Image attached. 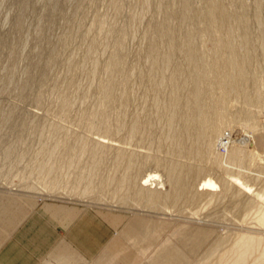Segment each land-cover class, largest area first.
<instances>
[{"label":"rangeland","instance_id":"1","mask_svg":"<svg viewBox=\"0 0 264 264\" xmlns=\"http://www.w3.org/2000/svg\"><path fill=\"white\" fill-rule=\"evenodd\" d=\"M211 1L0 0L4 207L15 194L96 212L113 224L111 260L125 264H229L221 259L239 234L264 238V0H214L223 5L213 17L229 13L222 30L209 22ZM230 38L233 50L218 46ZM231 52L248 56L250 77L223 105L210 71L226 70ZM197 81L206 87L195 102ZM186 115L206 130L202 139L188 136ZM233 149L239 159H227ZM176 164L200 174L174 202ZM142 187L165 197L147 201ZM254 249L247 264L262 247Z\"/></svg>","mask_w":264,"mask_h":264},{"label":"crops","instance_id":"2","mask_svg":"<svg viewBox=\"0 0 264 264\" xmlns=\"http://www.w3.org/2000/svg\"><path fill=\"white\" fill-rule=\"evenodd\" d=\"M3 197L0 193V264L127 263L111 260L115 233L102 215L15 194L4 207Z\"/></svg>","mask_w":264,"mask_h":264},{"label":"bare ground","instance_id":"3","mask_svg":"<svg viewBox=\"0 0 264 264\" xmlns=\"http://www.w3.org/2000/svg\"><path fill=\"white\" fill-rule=\"evenodd\" d=\"M213 2H214V0H212ZM212 1L210 2V3H212ZM222 1V0H221ZM209 3V2H208ZM222 3V2H221ZM221 3L219 2V1H215L214 2V4L213 5H211V6H209V5H207V6H209V7H211L210 9H209V11H208V13L210 14V16H211V18L209 19V22H210V24H211V26L212 27H218V28H220V27H222L223 28V26L226 24V21H227V18H228V15L227 14H229V13H227L226 15L225 14H223V15H220V16H218V17H216V15H215V17H213L214 16V14H216V10L217 9H219V4L221 5ZM222 5H223V3H222ZM224 7H225V5H224ZM226 10V9H225ZM215 11V12H214ZM223 11V10H222ZM212 12H214L213 14H212ZM218 12L220 13V11L218 10ZM226 12V11H225ZM207 14V13H206ZM233 15V14H232ZM244 24V23H243ZM245 25V24H244ZM208 27V26H207ZM217 28V30H216V33H217V31H219V29ZM224 29H225V27H224ZM220 30H222L221 28H220ZM228 30V29H227ZM244 30V29H243ZM193 31V30H192ZM195 31V30H194ZM209 31H211L210 29H209ZM204 32V31H203ZM220 32V31H219ZM190 33V32H189ZM212 33V32H211ZM214 33H215V30H214ZM213 33V34H214ZM231 33V32H230ZM194 34V33H193ZM244 34V33H243ZM215 35V34H214ZM217 35H219L218 33H217ZM194 36V35H193ZM216 36V35H215ZM248 37V36H247ZM244 38V39H242L243 40V43L245 44V46H247V45H249V43H250V39L249 38ZM192 38V37H191ZM193 39V38H192ZM218 46L220 45V46H223L222 48H227L226 50H228V51H230L231 49L233 50V42H232V40H231V38H230V40L229 39H225V40H218ZM171 45V52H174L175 50L177 51V48H178V42H177V40H174L173 38H172V40H171V43H170ZM180 45V44H179ZM169 46V47H170ZM237 46V45H236ZM220 49V48H219ZM189 51V50H188ZM193 51V50H192ZM221 51H223L222 49H221ZM225 53V52H224ZM232 53V52H231ZM173 54V53H172ZM226 54V53H225ZM241 54V53H240ZM205 55V54H204ZM227 55V54H226ZM232 55H233V53L231 54V56H229V57H225L224 59H222V65L223 66H225L224 68L226 69H236V70H238L239 71V74H238V76L237 77H233L232 76V74L230 73V71H228L227 69L226 70H222V68H221V70H219V71H217V70H214L213 69V71H210V72H212V73H210V75H211V77H213L214 79H217L218 81H219V84L218 85H220L219 87L223 90V93H224V98H223V100H222V103H223V105L224 104H228L227 103V101H228V97L230 96V94H231V92H233L234 90H237V87L239 86V84L241 83V82H245V80H247L249 77H250V75H249V71H247L248 70V56H246L245 58L246 59H243V60H240V59H238V57H234V55H233V57H232ZM187 56V59H189L195 66H197L198 64V60H196V58H194V56L195 55H193L191 52H188V54L186 55ZM221 56V55H220ZM222 56H224V55H222ZM242 56V55H241ZM197 57V56H196ZM203 57V56H202ZM207 60V59H206ZM205 61V60H204ZM203 61V62H204ZM190 62V63H191ZM218 62H220L219 61V58H218ZM200 63V62H199ZM216 64V63H215ZM214 64V65H215ZM250 64V63H249ZM208 65V64H207ZM221 65V66H222ZM194 66V67H195ZM220 66V67H221ZM251 67V66H250ZM208 68V67H207ZM215 68V67H214ZM194 71V70H193ZM200 73V72H199ZM198 75V74H197ZM200 75H201V73H200ZM205 75H207L206 73H205ZM253 75V74H252ZM251 75V76H252ZM199 76V75H198ZM202 76V75H201ZM200 76V77H201ZM208 77V76H207ZM210 77V78H211ZM202 78V77H201ZM201 78H195V79H199L200 81L202 80ZM209 78V77H208ZM175 79V78H174ZM194 80V79H193ZM249 80V79H248ZM200 81H197V82H195L194 84H195V86H194V93H192L193 95H192V98H193V100L195 101V102H197V101H199V100H201V98H202V96L204 95L203 94V87H202V83L200 82ZM209 82V81H208ZM172 85H173V90L175 91V92H177V91H180L177 87V85H176V83H175V80H173V82H172ZM256 85V84H255ZM206 87V86H205ZM205 87H204V89H205ZM219 88V89H220ZM239 88V87H238ZM190 89H191V87H190ZM221 90V91H222ZM192 91V90H191ZM210 91V90H209ZM216 91V90H215ZM193 92V91H192ZM239 92V91H238ZM235 93V92H234ZM212 94V93H211ZM245 94V93H244ZM249 94V93H248ZM240 95V94H239ZM238 95V96H239ZM244 96V95H243ZM191 98V99H192ZM240 98V97H239ZM207 100L209 99L208 98V96H207V98H206ZM255 99V98H254ZM246 100V99H245ZM257 100V99H256ZM250 101H251V99H250ZM191 103V102H190ZM194 103V102H193ZM218 103V102H217ZM195 104V103H194ZM221 104V103H220ZM251 104H252V106H253V102H251ZM256 104V103H255ZM173 105L174 106H180V103L178 102V100L176 99L175 100V102L173 103ZM202 106H203V104H202ZM208 106V105H207ZM245 106H246V104H245ZM244 106V107H245ZM192 107V106H191ZM241 108V107H240ZM243 108V107H242ZM250 108V107H249ZM193 109V108H192ZM207 109V108H206ZM245 109V108H244ZM255 109V108H254ZM239 110H243V109H239ZM238 110V111H239ZM246 110V109H245ZM248 110V109H247ZM246 110V111H247ZM195 111H197L198 113H201V111H202V107L201 106H199L197 109H195ZM203 111H204V109H203ZM202 111V112H203ZM215 111H217L216 110V107H215V109L213 110V112H215ZM205 112V111H204ZM210 112V111H209ZM219 112V111H218ZM211 113H212V111H211ZM210 113V114H211ZM240 113V112H239ZM251 113V112H250ZM253 113V112H252ZM194 114V113H193ZM206 114V113H205ZM242 114V113H241ZM255 114V113H254ZM221 115V114H220ZM246 115V114H245ZM249 115V114H248ZM209 116V115H208ZM214 116V115H213ZM219 116V115H218ZM224 117L226 116V115H223ZM243 116V118H245L246 116H244V115H242ZM242 116H241V118H242ZM250 116V115H249ZM257 116V115H256ZM195 116L194 115H186L183 119V122L184 123H186L187 125V129H188V132H186V133H188V136L189 137H192L193 138V136L196 138V139H202L203 137H204V135H205V133H206V130L203 128V127H199V126H197L196 124L198 123V122H196L197 120L194 118ZM202 117H204V116H202ZM259 117V116H258ZM201 118V117H200ZM205 118V117H204ZM209 118H211V117H209ZM208 118V119H209ZM240 118V119H241ZM247 118H248V116H247ZM250 118V117H249ZM203 119V118H202ZM237 119V118H236ZM246 119V118H245ZM196 120V121H195ZM223 120V119H222ZM221 120V121H222ZM242 120V119H241ZM247 120V119H246ZM175 121V116H173V115H171L170 117H169V121H168V126H172V123ZM200 121V120H199ZM202 121V120H201ZM204 121V120H203ZM245 120H243V122H244ZM255 121V120H254ZM258 121V120H257ZM256 121V122H257ZM206 122V121H205ZM204 122V123H205ZM209 123H210V121H208ZM219 122V121H218ZM228 122H229V120H228ZM230 122L232 123V121L230 120ZM235 122V121H234ZM230 123V124H231ZM249 123V122H248ZM198 124H200V123H198ZM208 123H206V125H207ZM215 124V123H214ZM250 124V123H249ZM201 125V124H200ZM223 125V123L222 122H220L219 124H217L212 130H213V136H215V139L216 140H218L219 139V134H220V132H221V130H222V126ZM225 125V124H224ZM251 125V124H250ZM255 125V124H254ZM196 126L198 127V128H196ZM209 126V125H208ZM246 126H248V125H246ZM234 127V126H233ZM252 127V126H251ZM255 127H257V125L255 126ZM207 128V127H206ZM252 129H254L253 127H252ZM209 131V130H208ZM207 134V133H206ZM210 134H211V132H210ZM262 137V136H261ZM214 139V140H215ZM238 139V138H237ZM240 140V139H239ZM241 141V140H240ZM239 141V142H240ZM260 141V140H259ZM212 142H209V144H211ZM235 145H237V144H235ZM206 147H208V146H206ZM235 147V146H234ZM240 147V146H239ZM204 148V147H203ZM202 148V149H203ZM238 149V148H237ZM253 148H251L250 150H252ZM207 150V149H206ZM246 150H248L247 148H246ZM214 152V151H213ZM220 153V152H219ZM222 153V152H221ZM240 150L239 151H237L236 149L234 150L233 149V151H232V153H230L228 156H227V159H230V160H236L238 157H239V155H240ZM216 154V153H215ZM243 154V153H242ZM222 155V154H221ZM241 156V155H240ZM247 156V155H246ZM134 158L132 157L131 158V160H133ZM239 159V158H238ZM224 162V161H223ZM241 166H242V164H241ZM244 167V166H243ZM169 170H170V172H171V174L172 173H177V171H178V173H179V175L177 176V180H176V185H177V188H178V193L173 197V201L174 202H177L178 201V198H179V196H183L185 193H187L188 192V190H187V192H186V188H187V182H186V180L188 179H192V178H195V177H197V176H199V174H200V171H194L193 169H192V166L190 167V165H179V164H176V165H174V166H170V168H169ZM156 176V175H155ZM157 177V176H156ZM146 180V181H144V183L145 182H148L149 180H151L150 179V176H147L146 178L144 177L143 179H142V181L143 180ZM154 179H155V177H154ZM135 181H137V180H135ZM135 181H133L134 183H135ZM192 182V181H191ZM143 183V184H144ZM133 184V183H132ZM147 186V185H146ZM141 187V186H140ZM203 187H205V188H215V187H217V185H216V183L214 182V181H212V180H205V181H203ZM191 189V188H190ZM192 191V190H191ZM241 191V190H240ZM142 193V194H144L145 195V197H146V199H147V201H155V202H159L160 200L162 201V199L165 197L161 192H159V191H153V190H150L149 188H140L139 189V192L138 193ZM176 192H177V190H176ZM187 195V194H186ZM167 196V195H166ZM171 198V197H170ZM145 199V198H144ZM258 220H259V222H260V225L261 226H264V209L262 210V211H260L259 212V215H258ZM220 241V240H219ZM227 242V241H226ZM233 247L231 248H228V249H226V251H227V253L226 254H224L223 256H222V259L221 260H225V261H229V264H247L248 263V260H249V258H250V256L255 252V246L256 245H258V246H261L262 247V249H261V253L258 255V256H256V260L254 261V264H259L260 263V260L264 257V238H262V237H260V236H256V235H252V233H241V234H239L238 236H237V238L233 241ZM224 245V244H223ZM229 254V255H228ZM226 255H228V256H226Z\"/></svg>","mask_w":264,"mask_h":264}]
</instances>
